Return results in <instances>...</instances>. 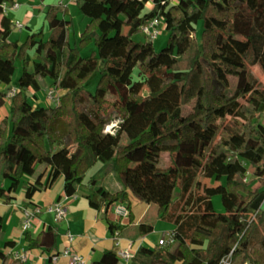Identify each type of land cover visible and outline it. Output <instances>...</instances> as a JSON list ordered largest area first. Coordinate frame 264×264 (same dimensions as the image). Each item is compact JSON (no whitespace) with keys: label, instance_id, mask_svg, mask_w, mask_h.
I'll list each match as a JSON object with an SVG mask.
<instances>
[{"label":"trees","instance_id":"trees-1","mask_svg":"<svg viewBox=\"0 0 264 264\" xmlns=\"http://www.w3.org/2000/svg\"><path fill=\"white\" fill-rule=\"evenodd\" d=\"M4 1L15 0H0V83L11 82L17 59L22 70L12 96L0 89V107L10 101L0 120V179H8L0 187L3 201L9 203L22 183L26 205L33 206L40 187L23 179L44 163L48 181L63 176L65 195L75 194L87 177L92 207L124 202L132 219V194L155 203L160 219L173 224L172 240L140 245L122 264H220L227 257L244 264L256 227L246 217L264 191V180L250 184L239 156L250 151V165L264 166V82L253 69L264 73V0H153L150 7L146 0H76L88 18L77 37L68 8L48 4L45 25L24 41L10 38L15 26ZM153 17L162 18L168 32L158 50L153 40L134 38ZM42 87L60 90L59 102L37 103ZM161 154L168 155L167 164L154 159ZM220 155L229 157L225 180L211 183L208 172ZM173 169L177 197L157 183L158 175ZM216 194L221 212L211 202ZM110 229L120 225L110 222ZM136 229L146 235L154 225L143 221ZM58 236L57 226L49 225L35 237L26 232L25 240L30 248L52 250ZM116 248L114 243L89 264H119ZM250 253L252 264H264V233Z\"/></svg>","mask_w":264,"mask_h":264},{"label":"crops","instance_id":"crops-1","mask_svg":"<svg viewBox=\"0 0 264 264\" xmlns=\"http://www.w3.org/2000/svg\"><path fill=\"white\" fill-rule=\"evenodd\" d=\"M15 1L20 3L19 8L9 9L6 14L13 21H21L23 24L21 29L27 24L32 25L34 19L42 20L43 25H45L44 7L37 6L38 12L34 13L33 8L30 9L28 5L21 3L19 0ZM42 1L45 3L46 0ZM54 2L57 4L60 0H55ZM64 5L68 8L71 16V6H77L76 3L65 2ZM58 16L63 17L64 15L60 12ZM37 23L34 24L35 27L30 30L31 32L35 31L34 28L39 26H37ZM81 31L82 29L77 31L76 36ZM47 34L48 31L46 29L45 36ZM27 35L28 33L23 34L17 40L21 41ZM10 38L13 39L12 33ZM4 107L6 109V103L1 108L4 109ZM5 112L8 113L9 109H6ZM35 173L39 174L35 176ZM90 173H92L91 170L87 176ZM49 174L50 166L38 163L35 171L31 175H26L23 179L24 182L31 181L40 187L31 198L34 207L26 205L27 199L24 196V187L21 191L12 193L9 203L4 202L0 196V216L2 217L0 231L3 232V239L0 240V264H71L70 256L62 253L66 246H71L73 252L83 256L84 264H89L93 260L100 258L105 249L114 246L115 242L113 232L110 229V222L120 225V229H117L119 231V245L124 248H131L133 252L140 245L156 246L159 244L164 232L173 228V224L160 219L158 206L154 203L141 201L130 194L132 219L129 218L128 212L125 215L118 216L113 210L115 204L108 203L106 200L100 203L99 209L89 204L86 197L89 192L87 177L84 179L85 184L80 186L75 194L66 196L63 191V176L60 173H56L48 181ZM47 181L48 184H46ZM3 182L4 185L2 183L0 187L8 185L6 177L3 178ZM56 200H61L67 208L66 216L57 222L54 221L53 214L47 210V207ZM36 206L40 207L41 211L35 214L31 227L23 230V208H35ZM143 221L152 223L154 230L146 235H139L136 226ZM49 225H56L59 230L55 248L44 250L38 247H28L25 240L26 232L35 237ZM68 234L74 235L72 242L68 241ZM5 240H13L15 244L13 246H5ZM16 252L25 253L26 260H17L14 257ZM53 255L56 256L54 257ZM122 263H125V261L120 259L119 264Z\"/></svg>","mask_w":264,"mask_h":264},{"label":"rangeland","instance_id":"rangeland-1","mask_svg":"<svg viewBox=\"0 0 264 264\" xmlns=\"http://www.w3.org/2000/svg\"><path fill=\"white\" fill-rule=\"evenodd\" d=\"M21 3H24L25 5H28L30 9L33 8V12H38V8L37 6H41L44 7L48 4H56L54 1L55 0H46L45 3L42 0H19ZM75 4V2H73ZM211 13H213V10H211ZM71 16L74 18L75 22L73 23L74 25L72 26L73 29L71 30L72 32H75V36L77 35V31H80L81 29L83 30L86 23L88 22V18L87 16L83 15L82 13H80V11L78 10V7L75 5L71 6ZM37 23V28H34V30H39L41 29L43 22L42 20H37L34 19V21L32 22V25H25L24 28H17L14 27L13 31H12V38L13 39H20L22 37V35L26 34V33H31V29L34 26V24ZM201 26H202V21H199L196 24V32L199 35L201 32ZM45 27V26H44ZM33 31V30H32ZM44 33H46V28H44ZM81 33V32H80ZM80 35V34H79ZM78 35V36H79ZM77 37V36H76ZM134 38L136 40H146L145 35L139 31L138 33H136L134 35ZM167 38H168V32L166 31V29H161L159 35L153 40L154 42V46L155 48L161 49L162 47H164L167 43ZM25 38H23L24 41ZM72 41V39H71ZM94 47V46H89V48H86L85 52L88 53L90 51V49ZM30 56H31V61L29 62L30 67L32 66V61L35 59L36 57V51L35 50H30ZM254 73L255 76L258 80V83L264 82V73L258 68V67H254ZM21 70H22V62L17 59L16 60V69H15V73L12 77V80L9 84H4V83H0V89H7L8 92L15 86L18 84V78L21 74ZM26 76H27V82H26V86L28 88V92L31 94L33 92L32 88L30 87V71L26 72ZM139 76L137 74V70L135 69L134 71V78L137 79ZM98 76H94L93 78H91L89 80V88L93 89L95 87V84L97 82ZM10 86V87H9ZM61 93L60 90H58V93ZM59 93V94H60ZM37 98L38 101L37 103L40 104H44V105H48V104H54L53 100H50L47 97V88L42 87L38 92H37ZM9 98V97H8ZM9 102H6V109H10L9 106ZM56 104V103H55ZM5 107L4 109L0 107V120L7 115L8 113L5 112ZM188 110H191V106H187ZM116 120H112L110 123H108L105 127L106 130L111 129V127L113 125H115ZM240 156V160L241 162L247 167V172H246V177L247 179L250 181V184L252 186H260L261 180H264V166H257L254 167L252 165H250V160L253 157L252 152L248 151V152H243L241 154H239ZM156 161H158L160 164H167L168 163V155L167 154H161L159 157L154 158ZM229 157L226 155H220L217 156L211 163V168L208 172V176L210 178L211 183H223L225 180V175L223 174L222 170L223 167L225 166V164L228 162ZM43 164V163H42ZM91 172H93L95 170V168L90 169ZM96 171V170H95ZM94 171V172H95ZM234 171V166H231L229 168V173L232 174ZM39 173H35V176H37ZM175 181V170H170L168 173H163L161 175L157 176V183L158 186L161 190H165L166 192H169L173 197H177L179 195V188L175 186L174 184ZM24 182V181H23ZM4 185L3 179H0V184ZM264 184V183H263ZM23 188V185L21 183V185L18 187V189L15 191L16 193L21 191V189ZM16 193H15V197H16ZM212 205L214 207V209L216 211H223L224 207L222 205L221 202V198L219 194H216L212 197ZM155 204V203H154ZM253 219L255 221V225L256 227L254 228L251 237H250V245H249V252H248V257L245 260L244 264H252L253 262V257L250 253V247L252 246V244L256 241H258L263 233H264V191L260 194V196L258 197V199L255 201V203L252 205L248 216L246 217V220H250ZM262 220V221H261ZM261 221V222H260ZM258 222H260L258 224ZM258 224V225H257ZM229 259V258H228ZM206 264V263H203Z\"/></svg>","mask_w":264,"mask_h":264},{"label":"built area","instance_id":"built-area-1","mask_svg":"<svg viewBox=\"0 0 264 264\" xmlns=\"http://www.w3.org/2000/svg\"><path fill=\"white\" fill-rule=\"evenodd\" d=\"M75 1L76 0H60L59 3L64 4L65 2H75ZM170 1L174 2L176 0H170ZM152 4H153V0H146L145 2V5L147 7L152 6ZM19 6H20V3L17 1L15 2L4 1L2 3V8L5 13H7L9 9H17L19 8ZM13 23H14V26L17 28H21L23 26L22 22L19 20H14ZM140 29H141V32L145 35L147 40H154L159 35L161 29H164V21L162 18L153 17L152 19L145 22L141 26ZM15 92H16V87L14 86L8 92V97L12 96ZM47 97L50 100H53L54 104L55 103L57 104L60 99V94L58 93V89L55 87H50L49 89H47ZM66 196H70V195H66ZM47 210L53 214L54 221L56 222L61 221L66 216V213H67V208L61 200L54 201L52 204H50L47 207ZM113 210L115 214H117L118 216L125 215L128 212L127 206L124 202H119L115 204L113 206ZM22 211H23L22 228L23 230H27L31 227L32 220L35 214L39 213L41 211V208L38 206H36L35 208L24 207ZM172 235L173 234L171 230L165 231L163 236L160 238L159 243L163 244L167 242L168 240H172ZM113 236L115 238V244L117 246L116 248L117 256L119 257V259H122L125 262H129L134 252L131 250V248H128V247L124 248L119 245V231L118 230H115V232H113ZM67 239L69 242H72L74 240V235L68 234ZM62 253L70 256L71 264H84L83 256L78 253L73 252L71 249V246H66L62 250ZM53 256L55 257L56 255H53ZM14 257L19 261L26 260L25 253L16 252L14 254ZM220 264H230V260L227 257L225 259H222Z\"/></svg>","mask_w":264,"mask_h":264}]
</instances>
